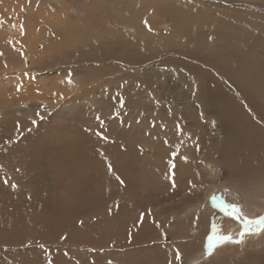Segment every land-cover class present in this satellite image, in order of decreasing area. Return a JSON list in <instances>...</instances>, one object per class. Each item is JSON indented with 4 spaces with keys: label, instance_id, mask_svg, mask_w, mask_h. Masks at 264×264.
Segmentation results:
<instances>
[{
    "label": "rangeland",
    "instance_id": "obj_1",
    "mask_svg": "<svg viewBox=\"0 0 264 264\" xmlns=\"http://www.w3.org/2000/svg\"><path fill=\"white\" fill-rule=\"evenodd\" d=\"M74 71L88 74L76 87ZM250 131L264 140V0H0V264H263L264 232L241 237L228 207L264 217L263 188L230 177L260 164ZM213 162L214 198L235 201L175 225ZM214 235L233 241L209 256Z\"/></svg>",
    "mask_w": 264,
    "mask_h": 264
},
{
    "label": "bare ground",
    "instance_id": "obj_2",
    "mask_svg": "<svg viewBox=\"0 0 264 264\" xmlns=\"http://www.w3.org/2000/svg\"><path fill=\"white\" fill-rule=\"evenodd\" d=\"M86 10V9H85ZM187 11V10H186ZM239 28V26H237ZM236 27V28H237ZM225 28V27H224ZM218 29V28H217ZM235 29V28H234ZM99 30V29H98ZM97 32V31H96ZM241 32V31H240ZM220 39V38H219ZM221 40V39H220ZM86 42V41H85ZM231 44V42H230ZM239 44V43H238ZM234 45V44H233ZM241 45V44H239ZM220 48V47H219ZM237 49V48H236ZM247 49V48H246ZM259 54L258 52H256L254 49H248V53L249 54V58L253 57V54ZM99 54V53H97ZM239 59V58H238ZM241 61V59H239ZM243 61V60H242ZM249 63V62H248ZM253 63V61H252ZM255 63V62H254ZM233 64V63H232ZM228 65V64H227ZM255 65H249L247 63H245V65H242V66H239V70L240 71H244L246 67V78H245V82H252L253 84H258L260 85L261 82L258 81L256 78L254 77H260V75L258 74L257 70L253 67ZM227 67V66H226ZM256 67V66H255ZM229 69V68H228ZM231 70L230 71H234L232 69L234 68H230ZM82 71V70H81ZM105 73V72H104ZM232 73V72H231ZM243 73V72H242ZM84 75L82 74H78V73H75L74 72H71V74L69 75L70 78L72 77L73 79H75V87L76 86H79L81 85L82 81H84V79L87 78V73L83 72ZM31 75V74H30ZM197 75V74H196ZM236 75H239L236 73ZM231 76V75H230ZM263 76V75H262ZM234 77V76H233ZM242 77V75H241ZM40 78V77H39ZM254 78L255 81H251L250 79ZM77 79V80H76ZM100 79V78H99ZM197 80V79H196ZM247 80H250V81H247ZM94 82V81H93ZM195 82V81H194ZM41 84H42V88L45 89L47 88L49 85H50V82L49 81H46V80H42L41 81ZM237 84V83H236ZM99 85V84H98ZM200 83H199V80H198V84H193V87L194 89H198L196 90L194 93H195V102L200 105L203 109L204 108H207L208 106L210 107V105L213 103L212 101V98L209 96H205L204 98L202 97L201 95V91H200V87H199ZM248 85V84H247ZM81 87V86H80ZM116 88V87H115ZM101 89V88H100ZM105 89V88H104ZM119 89V88H118ZM223 90V89H222ZM228 91V90H227ZM96 92V91H95ZM226 92V91H225ZM112 93V92H111ZM220 94V93H219ZM224 96L226 94L222 93ZM215 95V94H214ZM217 95V94H216ZM215 95V96H216ZM88 96V95H87ZM110 96V95H109ZM221 96V95H220ZM130 97V96H128ZM81 98V96H80ZM84 98V97H83ZM91 98V97H90ZM219 98V97H218ZM229 98V97H228ZM22 100V99H21ZM137 100V99H135ZM220 100V99H218ZM228 100V99H227ZM79 101V100H78ZM106 101V100H105ZM216 101V100H215ZM228 101H226L227 103ZM58 103V102H57ZM193 102L191 101L189 104H192ZM215 103V102H214ZM224 103V102H223ZM225 103V104H226ZM218 104V103H216ZM224 104V105H225ZM237 104V103H236ZM30 104L27 103L26 104V107H28ZM76 106V105H75ZM124 106H127L126 104ZM193 106V105H192ZM212 106V105H211ZM227 106V105H226ZM32 107V106H31ZM72 105L71 103L69 104L68 102L67 103H63L61 105H55L51 108V111H53L54 114L58 113L59 111L62 112L66 109H69L71 108ZM31 109V108H30ZM30 109H26V112L28 114H30L31 112L29 111ZM225 109V108H224ZM48 111V109H47ZM221 111V110H220ZM223 113H225L223 111ZM226 114V113H225ZM222 115V114H221ZM224 115V114H223ZM132 118V117H131ZM209 118L213 121H216L218 120L217 117L215 115H210ZM134 119V118H133ZM130 119V121L127 123V129H133L135 127H138L137 125H139L140 121H137L136 119ZM228 120V119H227ZM212 122V121H211ZM221 122V121H220ZM225 122V121H223ZM169 123V122H168ZM167 123V124H168ZM170 124V123H169ZM168 124V125H169ZM171 125V124H170ZM169 125V126H170ZM222 125V124H221ZM227 125V124H226ZM164 127V126H163ZM147 129V128H146ZM252 131V130H251ZM250 131V135L248 133V138L250 140H252V145H253V149H255L254 152H252L251 148L249 150V154L250 155H253L254 156V159L260 163L258 166H256V168H252L249 167V169H247L248 171L246 172V174H244V177H242L241 175H233V176H230L231 178H233V180L235 181H232L234 184L237 185L238 189H242V191L244 190L245 192L249 193V190L250 188H247L248 186H252V188H255V189H258V190H261L263 188L264 190V163H262L263 160H260L259 157L261 158V156L264 155V140H261L262 138L261 137H258L257 134H252ZM253 132V131H252ZM255 132V131H254ZM260 133V132H259ZM244 134V133H243ZM182 146V145H181ZM251 146V145H250ZM221 148V147H220ZM189 149V148H188ZM191 153V151H189ZM256 152V153H255ZM255 153V155H254ZM236 154V152H235ZM190 156V154H188ZM248 154H241V161L243 162V159L247 156ZM250 157V156H249ZM252 158V157H251ZM239 159V158H238ZM1 160V159H0ZM50 160V159H49ZM179 160V159H177ZM246 160V159H245ZM249 160V159H248ZM247 161V160H246ZM221 163V162H220ZM244 164H246V162L244 161L243 162ZM82 164V163H81ZM227 164V163H226ZM235 164V163H234ZM238 164V163H237ZM263 164V165H262ZM252 168V169H250ZM206 169L208 171V175L211 176V180L209 182H207L204 186H201L199 189L202 193V196H203V202H202V205L199 207V208H193V209H190L188 210V214L187 215H183L182 217L180 218H177V219H174L172 222L176 225L178 223V221H185L186 220V224L189 223L190 221V215H193V210H196V212L200 215H203L205 213V210L207 211H210V208H208L206 206V203L210 200V198H214V194L215 192L218 190L219 186L221 185L220 182H219V177L222 176V178H226L224 175L221 174V170L219 168V163L217 162H213V163H210L209 165L206 166ZM81 170V169H80ZM263 173V175H261L260 173ZM199 191V192H200ZM251 192L253 193V191L251 190ZM244 192H242V195H243ZM245 196V195H244ZM247 196V195H246ZM249 196V195H248ZM217 199H219V201L223 202V203H227V202H231L232 200L235 201V199L233 198L234 196L232 195H225L224 197H222V194H218L217 196ZM213 200V199H212ZM218 201V205H215L214 202H213V206H220L221 203ZM261 203V202H260ZM262 205V204H261ZM241 208L243 209V211H245L246 213L249 212L250 210H252L250 207H248V204L245 202L244 204L242 203L241 204ZM216 210L219 211V209L217 208ZM155 213L154 216H156V218H161L163 217L161 213H158L156 211H154ZM212 212V211H210ZM252 212V211H251ZM207 214V213H206ZM247 214H250V213H247ZM15 217V216H14ZM49 218V217H48ZM164 218V217H163ZM159 221V220H158ZM193 222H195L196 220H192ZM200 223V222H199ZM64 224V223H63ZM54 227V225H53ZM197 228V227H196ZM196 228H192L191 231L193 232L192 235L195 233V231H197V233H199L198 230H196ZM57 230V229H55ZM190 237V236H189ZM261 237V236H260ZM264 237V235H263ZM256 239L254 240V243H255V246L259 245L262 241L261 238L258 240L257 237H255ZM263 239V238H262ZM176 249V248H175ZM174 249V250H175ZM170 250V249H169ZM171 251V250H170ZM179 251V250H178ZM176 253V252H175ZM168 256H169V253H168ZM251 257V256H250ZM248 259V258H247ZM250 259V258H249ZM260 261H264V260H260ZM214 262V261H213ZM253 262V261H252ZM216 264V263H215ZM259 264V263H257ZM264 264V262H263Z\"/></svg>",
    "mask_w": 264,
    "mask_h": 264
},
{
    "label": "snow or ice",
    "instance_id": "obj_3",
    "mask_svg": "<svg viewBox=\"0 0 264 264\" xmlns=\"http://www.w3.org/2000/svg\"><path fill=\"white\" fill-rule=\"evenodd\" d=\"M145 23H147V22H145ZM69 83H71V81H69ZM120 104H121V107L124 106V102L122 99L120 100ZM35 116H36V119L31 120V123L33 125H37L38 120L42 121L44 119V116L41 115L39 112H37L35 114ZM97 119H100V117H97ZM17 130L19 131V124H17ZM27 131L31 132L32 129L29 128V129H27ZM175 155H176V153H173V156H175ZM185 159H187V158L185 157ZM171 167L175 168V164H172ZM117 179H119V177H117ZM121 183H123V181H121ZM13 187H15V185H13ZM228 207L232 208V211L229 213V215H235V217L237 219H242V221H243V229L240 232L241 237H243L245 234L250 233V232H264V217H261L258 219H250L242 213L239 206L229 205ZM232 241H233V237L231 235H219V236L214 235V236H212L210 238L208 246H207V254L209 256H211L213 253V250L215 249V247L218 244H222L225 242H232ZM234 242L239 244V243H242L243 241L242 240H236ZM40 247L43 248L44 246L40 245ZM174 257L176 260H180V258H181L179 252L175 253ZM109 264H111V262H109Z\"/></svg>",
    "mask_w": 264,
    "mask_h": 264
},
{
    "label": "water",
    "instance_id": "obj_4",
    "mask_svg": "<svg viewBox=\"0 0 264 264\" xmlns=\"http://www.w3.org/2000/svg\"><path fill=\"white\" fill-rule=\"evenodd\" d=\"M213 202L215 205H218V201L215 198H213Z\"/></svg>",
    "mask_w": 264,
    "mask_h": 264
}]
</instances>
